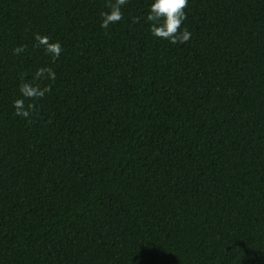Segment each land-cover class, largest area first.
Masks as SVG:
<instances>
[{"label":"trees","instance_id":"obj_1","mask_svg":"<svg viewBox=\"0 0 264 264\" xmlns=\"http://www.w3.org/2000/svg\"><path fill=\"white\" fill-rule=\"evenodd\" d=\"M111 2L0 0V264H264V0H189L184 44Z\"/></svg>","mask_w":264,"mask_h":264},{"label":"clouds","instance_id":"obj_2","mask_svg":"<svg viewBox=\"0 0 264 264\" xmlns=\"http://www.w3.org/2000/svg\"><path fill=\"white\" fill-rule=\"evenodd\" d=\"M129 0H114L111 2L109 12L101 13L103 19L101 28H108L110 24L119 22L123 19L122 9L127 6ZM189 0H151L148 5V11L144 17L145 23L148 25L150 34L156 38L168 40L172 44H184L189 41L191 32L187 29L183 22L187 18L185 9ZM140 18L137 17V22ZM35 39L37 46H43L46 54L50 55L55 61L62 53L63 48L60 41L50 42L48 36L36 34ZM25 51L24 45H19L13 49L14 54L19 55ZM55 81L56 73L51 67H38L35 70L33 81L37 80ZM33 81H24L19 86V97L12 101L15 114L21 118L30 119L32 113L36 110L35 101L42 99L52 88L50 84L43 87L39 83ZM26 99L30 100L25 104Z\"/></svg>","mask_w":264,"mask_h":264}]
</instances>
